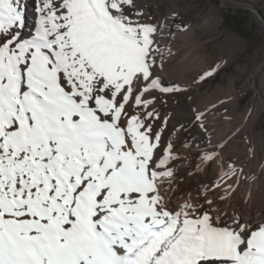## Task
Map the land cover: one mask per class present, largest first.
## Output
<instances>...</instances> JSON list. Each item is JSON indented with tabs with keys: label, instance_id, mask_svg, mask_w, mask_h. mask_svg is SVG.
<instances>
[{
	"label": "snow or ice",
	"instance_id": "1",
	"mask_svg": "<svg viewBox=\"0 0 264 264\" xmlns=\"http://www.w3.org/2000/svg\"><path fill=\"white\" fill-rule=\"evenodd\" d=\"M126 4L0 0V264H264V224L152 204L155 157L105 74L132 54Z\"/></svg>",
	"mask_w": 264,
	"mask_h": 264
},
{
	"label": "rangeland",
	"instance_id": "2",
	"mask_svg": "<svg viewBox=\"0 0 264 264\" xmlns=\"http://www.w3.org/2000/svg\"><path fill=\"white\" fill-rule=\"evenodd\" d=\"M229 1L253 6L264 19V0ZM123 9L132 54H109L121 65L118 73L105 69L109 94L115 86L120 126L136 125L139 139L147 135L145 148L157 147L159 156H150L162 159L163 169L153 172L160 186L176 197L189 190V217L211 210L233 227L249 215L264 217V30L221 0H127ZM226 15L246 23L248 38L223 26ZM195 181L196 190L187 188Z\"/></svg>",
	"mask_w": 264,
	"mask_h": 264
},
{
	"label": "bare ground",
	"instance_id": "3",
	"mask_svg": "<svg viewBox=\"0 0 264 264\" xmlns=\"http://www.w3.org/2000/svg\"><path fill=\"white\" fill-rule=\"evenodd\" d=\"M29 3H31V0H29ZM125 14L126 12L124 11V9L122 10L121 13L119 14H116V21L121 23L123 25V28H122V31H124V27H125ZM133 17V16H132ZM134 17H135V20L137 21L138 17H140L138 14H134ZM133 17V18H134ZM140 20V19H139ZM151 51L153 53L157 52V49H156V46L155 47H152ZM170 64V61H165L163 64H162V68L169 65ZM77 70H73V74L76 73ZM167 78V77H166ZM168 81V80H167ZM148 90V89H147ZM146 90V92H147ZM150 90H148L149 92ZM131 127H133L134 129H138L136 127V125H132ZM138 130H141V129H138ZM139 133H141L139 131ZM143 133V132H142ZM144 135V134H143ZM146 135V134H145ZM143 137V141L146 142V139H147V135L146 136H142ZM125 139L127 140V134L125 133ZM150 139V138H149ZM148 141V139H147ZM129 144L131 143V141H128ZM149 143V142H148ZM152 144V143H151ZM149 145V144H147ZM150 146V145H149ZM144 147H148V146H144ZM151 147V146H150ZM147 150L146 148V151H148V154L151 155V154H156L157 156H159V152L157 153V147L156 149H152L150 148ZM159 147V146H158ZM162 156V155H161ZM155 157V156H154ZM155 168L158 169V170H154V169H151L149 168V180H148V187L151 189L150 192L148 193V195L151 197V201H152V204L154 205V207L158 208L159 211H160V214H161V218L163 219V213L165 211L169 212V213H172V220L175 222L176 219L178 218V220L180 221V223H184L186 221H193V220H197V219H202L203 217L202 216H195V217H189L188 213H187V210H185L184 206L186 204V202L188 201L187 200V194L189 193L188 189H183L180 193V196L179 197H176L175 196V193H170V192H167L165 191V189L162 188V186H160L159 184V181L161 180L160 179V174H154L153 172L155 171H161V169H163V163H162V159L160 158H156V164H155ZM220 176V179L223 178L225 176V172L224 170L221 171V174L219 175ZM152 178L156 179V181H158V184H159V187L160 189H155L154 188V185H153V180ZM161 182V181H160ZM196 182V181H195ZM198 181L196 183H192L191 185H189L187 188H191L193 190H196L197 187H198ZM260 188V187H259ZM263 193V190L261 188L260 190V194ZM165 199L164 201V204L161 203V199ZM252 198V195H251V190H250V193H249V199ZM249 199L248 202H249ZM236 195H231L229 197V200L228 202L226 203L225 207H224V210H223V213H226L228 212L231 208H232V205L233 203L236 201ZM247 202V203H248ZM247 207H250V205H247ZM194 213L195 214H198V210L197 208L194 209ZM208 214L211 215L212 219H213V222L214 223H219L217 217H216V214L215 212L213 211H209ZM242 221H243V225L245 226H250L252 228H255L257 227L258 225H262L264 224V217H261L259 215H256V216H246V217H243L242 218ZM220 224V223H219Z\"/></svg>",
	"mask_w": 264,
	"mask_h": 264
},
{
	"label": "trees",
	"instance_id": "4",
	"mask_svg": "<svg viewBox=\"0 0 264 264\" xmlns=\"http://www.w3.org/2000/svg\"><path fill=\"white\" fill-rule=\"evenodd\" d=\"M235 13L247 15L248 13L246 11L241 10H235ZM223 26L226 29L232 30L241 37L248 38L250 30L246 28V23L241 21L240 19H233L232 16L226 15L224 17Z\"/></svg>",
	"mask_w": 264,
	"mask_h": 264
},
{
	"label": "water",
	"instance_id": "5",
	"mask_svg": "<svg viewBox=\"0 0 264 264\" xmlns=\"http://www.w3.org/2000/svg\"><path fill=\"white\" fill-rule=\"evenodd\" d=\"M221 3L225 5L226 7L248 11L253 17L254 21L257 22L261 26V28L264 30V19L253 6L249 4H245V3H235L229 0H221Z\"/></svg>",
	"mask_w": 264,
	"mask_h": 264
}]
</instances>
